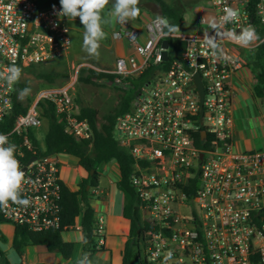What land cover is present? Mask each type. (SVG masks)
<instances>
[{"label": "built area", "instance_id": "obj_1", "mask_svg": "<svg viewBox=\"0 0 264 264\" xmlns=\"http://www.w3.org/2000/svg\"><path fill=\"white\" fill-rule=\"evenodd\" d=\"M216 19L226 8L237 12L226 31L255 29L259 40L249 47L225 38L226 57L203 43L205 32H177V52L161 46L168 30L154 15L142 27L117 22L113 38H123L130 52L114 59L112 68L77 64L72 81L38 88L9 129H2L12 108L15 84L0 80V133L16 147L25 181L21 197L28 206L9 201L0 209L5 222L33 231L60 228L59 199L63 161L34 144L43 121L38 101L52 102L64 131L80 140L91 137L86 118H78L73 85L79 67L112 75L99 78L119 91L130 92L127 110L118 114L114 137L129 153V181L135 191L144 232V253L150 264H264V149H234L229 76L245 64L243 52L264 42V0H209ZM60 2L40 7L35 0H0V72L64 56L70 46L66 16ZM203 19H200L202 23ZM159 33V35H157ZM215 35L214 30H208ZM165 50L167 58H162ZM135 84L132 79L144 73ZM198 73L201 102L194 80ZM117 134L118 136H115ZM99 196L98 186L90 188ZM96 248L103 244L104 216L95 215Z\"/></svg>", "mask_w": 264, "mask_h": 264}, {"label": "trees", "instance_id": "obj_2", "mask_svg": "<svg viewBox=\"0 0 264 264\" xmlns=\"http://www.w3.org/2000/svg\"><path fill=\"white\" fill-rule=\"evenodd\" d=\"M151 1L157 6L158 13L156 15L162 16L167 24L179 28L183 22V15L182 8L178 4L168 3L165 0ZM38 5L43 6L40 3ZM165 29L168 30L167 27ZM168 41L172 49L177 52L183 44L182 41L172 37ZM243 56L245 64L255 77L254 95L264 98V42L251 50L244 51ZM39 64L35 63L22 67V72H30L37 78L45 79L47 83L42 86L52 85L57 77L63 75L60 71H47L38 68L37 65ZM146 74L147 70L133 78L132 81L137 84L145 78ZM102 77L111 79L112 75L99 72L88 66H81L78 69L76 81L79 83H93L96 79ZM26 87L29 88L27 80L19 79L15 83L12 94V108L10 113L4 117L2 129H9L15 116L23 113L33 99V96H22V90ZM130 97V92L119 91L115 104L103 114L99 123L97 122L98 111L96 108L79 104L77 117L86 118L92 130L91 137L87 140L77 139L64 131V123L59 115L54 112L52 102L48 100L38 101L44 133L40 140L32 136L34 144L45 154L55 153L72 157L77 165L86 170L87 175L81 177L75 186L61 183L59 199L60 228L33 231L24 225H14L11 245L16 251L21 252L22 247L27 244H39L67 259L70 256L73 242L63 239L61 233L74 226L77 219L83 234L87 238L88 245L85 248L88 251V258L97 251V236L94 233L96 212L88 201V195L90 188L97 186L99 182V165L115 161L119 173L117 185L124 194L122 215L129 219L130 223L128 237L122 250V260L119 264H150L144 253V232L150 226L141 219L135 191L129 181L132 159L128 151L118 143L113 133L115 118L128 109ZM2 222L5 221L0 216V223ZM0 241H6V237L1 230ZM0 258H4L1 249ZM3 264H9L5 258Z\"/></svg>", "mask_w": 264, "mask_h": 264}, {"label": "crops", "instance_id": "obj_3", "mask_svg": "<svg viewBox=\"0 0 264 264\" xmlns=\"http://www.w3.org/2000/svg\"><path fill=\"white\" fill-rule=\"evenodd\" d=\"M50 2L53 1L37 2V4L40 3L44 6ZM113 3L114 0H109L108 5L102 13V16L109 20L110 23L104 25L107 38L100 42L99 56H92L94 61L80 58L82 55L81 52L83 51L84 33L80 18L76 17L71 20L66 17L70 35V46L67 56L76 59L77 64H91L99 68H112L114 59L117 56H124L130 52V48L123 38H113L111 36V32L117 27L116 19L108 15L112 10ZM148 3L150 2L148 1L146 3L145 0H139V15L131 20L132 24L142 27L145 21L157 14V12L153 13L154 11L149 7ZM196 12L194 22H192L193 25H191L194 31L189 33L210 30L207 23H200V19H204L206 15L214 17L212 7L208 10H205L203 7H198ZM104 52L111 53L110 55L113 59L110 67L99 64V62H103L102 54ZM229 84L231 89L234 149L238 151L264 149V98L254 95L253 87L255 77L253 73L246 64H243V66L236 69L229 76ZM110 162L117 169V177L113 179L105 174L107 176L106 182L99 187L102 190V194L96 197L93 196L92 199L88 200L96 214L104 216L103 244L97 251L90 255L89 259L91 264H119L122 260L124 243L129 233V219L122 215L124 194L117 185L119 176L118 166L115 161ZM84 171L86 176L87 172L86 170ZM97 186H99V182ZM0 230L6 237V241H0V249L3 251L4 258L9 264H77V261L84 255V250L86 249L84 245V234L79 223L64 230H70L66 236L62 235L63 239L73 242L70 256L67 259L62 258L59 253L50 251L44 245L39 244L24 245L21 252H18L11 245L14 225L8 222H2L0 223ZM4 258H0V264H3Z\"/></svg>", "mask_w": 264, "mask_h": 264}, {"label": "clouds", "instance_id": "obj_4", "mask_svg": "<svg viewBox=\"0 0 264 264\" xmlns=\"http://www.w3.org/2000/svg\"><path fill=\"white\" fill-rule=\"evenodd\" d=\"M59 2L61 5L59 15L66 16L71 20L76 17L80 18L84 29L82 45L84 51L90 56L98 57L100 42L107 38L104 25L110 23L102 16L109 0H59ZM138 4L139 0H114L112 10L108 15L114 17L117 22L125 24L139 15ZM237 15V12L232 8H226L222 18L216 19L206 15L202 20V24L207 23L208 28L215 32V35H209L208 31H205L203 36V43L212 51L213 55L219 54V58L229 59L225 56L219 43L225 38L234 40L241 47H249L260 39L255 29L250 26L242 27L239 32L225 30L224 25L233 22ZM157 20L163 27L168 28V31L162 34L163 37L179 38L176 35L180 31L179 28L167 24L160 18ZM21 72L22 69L13 64L6 73L0 72V80L13 85L20 79ZM29 93L30 88L26 87L22 90V96ZM16 147L14 143L9 142L5 134L0 133V209L6 208L9 201L25 207L30 203L27 198L21 197L25 173L21 170L20 162L16 158ZM171 258L172 252L169 251L165 255V264ZM77 264H91V261L85 254L77 261Z\"/></svg>", "mask_w": 264, "mask_h": 264}, {"label": "rangeland", "instance_id": "obj_5", "mask_svg": "<svg viewBox=\"0 0 264 264\" xmlns=\"http://www.w3.org/2000/svg\"><path fill=\"white\" fill-rule=\"evenodd\" d=\"M37 2H47V1H59V0H35ZM148 3L149 7L154 11L153 13L157 12V6L152 3L151 0H145ZM168 3H175L178 4L182 8V15H183V22L179 26V32H192L194 31L191 28L192 22H194V15L197 14L198 7H203L205 10L210 9L211 3L209 0H165ZM158 13V12H157ZM82 55L80 58L88 59L89 61H94L92 56H90L86 51L81 52ZM109 52H104L102 54V63L99 62L100 65L105 67L111 66L112 57ZM66 55V57H65ZM64 56L54 58L49 62H42L37 65L38 68H42L43 70L47 71H60L63 73L62 76L57 77L53 82L52 85H58L65 82L72 81L75 70H76V59L67 56V53ZM20 79L27 80L30 93L27 94L28 96H35L36 90L41 87L42 85L46 84L47 81L43 78H37L30 72H22ZM119 90L112 86L111 84L104 82L102 80L96 79L93 83H79L77 81L74 82L72 93L74 97V102L77 106L79 104L89 105L97 109V122L99 123L102 120V116L106 113L116 102L117 93ZM121 92V91H120ZM24 96V95H23ZM44 133V128L41 127L38 130V138L39 140L42 138ZM115 136H118L115 134ZM63 161L61 175L64 181L70 185L75 186L77 181L85 176V171L78 165H76L75 160L69 156H61ZM99 187L104 185L106 182V177L110 176L111 178L115 179L117 177V169L111 164L108 163H101L99 165ZM107 174V176L105 175ZM93 195L89 193L88 200L92 199ZM76 224H78V219L76 220ZM70 230L63 231L61 235L66 236Z\"/></svg>", "mask_w": 264, "mask_h": 264}, {"label": "water", "instance_id": "obj_6", "mask_svg": "<svg viewBox=\"0 0 264 264\" xmlns=\"http://www.w3.org/2000/svg\"><path fill=\"white\" fill-rule=\"evenodd\" d=\"M168 43H169L168 39H162L161 40V46L164 47V48L168 46ZM162 58L163 59L167 58V54H166L165 50L162 51ZM194 80H195V83H196L197 88H198L199 98H200V102H201V97H202V94H203V90H202L201 80L199 78L198 73L194 74ZM90 172H92V170H90ZM84 245H85V247L88 245L87 238H86L85 235H84ZM86 253H87V250L85 249L84 250V255Z\"/></svg>", "mask_w": 264, "mask_h": 264}]
</instances>
